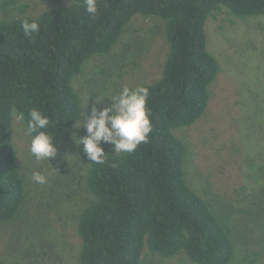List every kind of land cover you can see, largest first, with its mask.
<instances>
[{"label":"trees","instance_id":"1","mask_svg":"<svg viewBox=\"0 0 264 264\" xmlns=\"http://www.w3.org/2000/svg\"><path fill=\"white\" fill-rule=\"evenodd\" d=\"M230 16H264V0H84L57 2L37 17L0 19V224L19 217L27 199L15 144L13 110L36 108L51 120L53 138L65 136L82 109L73 86L93 57L109 54L138 18L166 22L170 46L163 75L149 87L153 130L129 154H108L87 176L95 201L80 214L78 264H142L145 251L163 258L184 253L194 264H230L233 238L211 205L188 184L186 143L179 129L201 120L220 66L208 49L206 24ZM24 20L40 25L25 36Z\"/></svg>","mask_w":264,"mask_h":264},{"label":"rangeland","instance_id":"2","mask_svg":"<svg viewBox=\"0 0 264 264\" xmlns=\"http://www.w3.org/2000/svg\"><path fill=\"white\" fill-rule=\"evenodd\" d=\"M71 0H0V19L37 17L45 9ZM210 53L220 73L209 88L205 116L176 134L188 147L184 165L190 187L211 205L235 245L230 264H264V16L237 18L226 10L206 24ZM170 46L166 22L134 19L109 54L90 59L73 86L88 112L113 103L123 87L152 84L163 75ZM15 144L25 179L27 199L19 217L0 224V264H78V221L95 201L88 189L91 162L72 140L73 127L53 138L58 154L37 161L32 137L15 119ZM81 137L87 135L80 129ZM105 153L111 144L102 143ZM34 172L48 182L32 181ZM142 264H194L181 253L174 258L152 255Z\"/></svg>","mask_w":264,"mask_h":264},{"label":"clouds","instance_id":"3","mask_svg":"<svg viewBox=\"0 0 264 264\" xmlns=\"http://www.w3.org/2000/svg\"><path fill=\"white\" fill-rule=\"evenodd\" d=\"M87 14L95 16L98 12V0H84ZM21 28L25 36L38 33L40 25L24 20ZM150 97V89L146 86L131 88L123 87L116 96L108 97L113 101L109 106L99 108L105 99L96 101L88 112V105L80 110L79 116L70 121L73 125L72 140L77 148L83 145V153L91 163L103 164L108 154L105 153L102 143L111 144L115 154H129L136 151L147 142L153 130L150 110L147 107ZM16 120L24 121L23 113L13 110ZM51 124L48 116L40 110L33 108L29 112L25 131L32 137L30 152L37 161H49L58 154V147L54 143L53 134L46 131ZM80 129H86L87 135L81 137ZM32 181L38 184L48 182V177L40 172H34Z\"/></svg>","mask_w":264,"mask_h":264}]
</instances>
